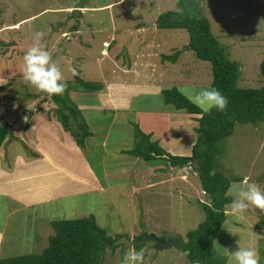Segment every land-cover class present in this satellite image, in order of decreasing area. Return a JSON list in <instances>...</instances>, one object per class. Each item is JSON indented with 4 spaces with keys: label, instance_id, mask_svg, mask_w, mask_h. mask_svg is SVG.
I'll use <instances>...</instances> for the list:
<instances>
[{
    "label": "rangeland",
    "instance_id": "1",
    "mask_svg": "<svg viewBox=\"0 0 264 264\" xmlns=\"http://www.w3.org/2000/svg\"><path fill=\"white\" fill-rule=\"evenodd\" d=\"M170 10L207 18L213 35L240 67L238 85L253 89L264 86L260 71L264 0H0V76L9 79L7 85L0 86V123L8 121L18 139L0 149V167H13L17 157L29 162L30 155L39 153L43 123L59 129L62 126L50 97L25 83L21 71L34 33L45 31L42 42L71 84L69 96L84 109L92 135L80 150L99 185L80 186L77 195L27 208L0 195V257L41 254L55 234L51 220L93 216L109 237L132 242L126 248L115 243L107 246L103 264H124L133 249L143 250V264H198L175 246L159 250L153 241L146 240L148 236L163 240L169 233L185 238L204 221L201 203H209V199L198 174L192 166L172 169L164 160L146 162L125 152L134 147L138 127L166 152L192 154L196 118L166 105L156 92L176 87L192 101L201 89L212 87V69L209 62L189 50L174 64L162 62V55L181 50L189 42L183 29H158L153 34L157 17ZM150 42L154 48L141 56ZM72 67L84 81L101 82L104 90L78 91ZM127 81L132 84L124 85ZM122 82L124 86L113 84ZM130 95L134 98L130 110L118 115L90 109L103 100L105 107L117 102L121 110L125 108L121 99ZM43 149L61 153L65 162L68 153L61 152L57 144L46 143ZM218 151L215 171L234 179L227 192L231 199L246 187L245 180L264 188V122L237 124L233 133L218 143ZM81 160L80 156L66 163L81 175ZM25 192L33 197L41 191ZM229 204L214 241L215 252L226 257V264H235L232 251L238 246H254L259 264H264V230L258 228L264 214L249 208L246 218L239 220L230 214ZM138 237L143 238L136 246L133 240Z\"/></svg>",
    "mask_w": 264,
    "mask_h": 264
},
{
    "label": "trees",
    "instance_id": "2",
    "mask_svg": "<svg viewBox=\"0 0 264 264\" xmlns=\"http://www.w3.org/2000/svg\"><path fill=\"white\" fill-rule=\"evenodd\" d=\"M184 3V2H183ZM181 2L180 5L183 6ZM156 27L161 30L183 29L189 35V42L181 50L170 55H162V62L176 63L183 51H192L203 61L209 62L212 69L210 85L219 89L229 99L228 107L220 112L213 108L205 113L176 87L163 89L162 100L166 105L196 118L197 140L192 147L191 156L172 155L151 140V136L143 134L136 127L134 147L125 151L129 155L142 158L144 161H166L171 168L192 166L198 174L201 185L209 199V203H201L205 219L185 236L182 247L188 260L198 264H226L227 259L218 255L214 249V241L222 228L227 214L225 205L232 200L227 192L233 178H227L215 171L219 155L218 143L233 133L237 124H257L264 122V86L260 88H241L239 65L231 61L229 54L213 35L211 25L203 16H192L186 11H166L156 19ZM261 75L264 79V59L261 61ZM78 91L95 93L104 90L101 82H86L74 76ZM71 84L62 94L50 97L55 104V117L65 132L83 149L86 140L91 137L89 126L83 117L82 110L70 98ZM76 91V90H75ZM16 139L13 129L7 121L0 123V149L5 143ZM55 234L49 238V245L38 255H22L0 257V264H103L107 246H111L117 238H111L101 228L93 216L74 220L52 221ZM258 228L264 230V217ZM143 237L133 240L138 246ZM164 240V239H163Z\"/></svg>",
    "mask_w": 264,
    "mask_h": 264
},
{
    "label": "crops",
    "instance_id": "3",
    "mask_svg": "<svg viewBox=\"0 0 264 264\" xmlns=\"http://www.w3.org/2000/svg\"><path fill=\"white\" fill-rule=\"evenodd\" d=\"M157 31L158 28L156 29V31H153V34H155ZM152 40L154 44L155 39ZM152 42L146 44L147 48L144 49V51L141 53V56L149 55L148 51L154 48ZM178 60L179 59H177V61ZM164 63L168 65L170 62L166 61ZM125 83L126 84L124 85H127V83L132 84V82L129 81ZM113 84L123 85V82L113 83ZM147 84L151 85V82ZM162 90L163 89H161L156 93L161 94ZM133 99L134 98L132 95L128 96L127 98L121 99L122 105L124 104L125 106V108L122 107L121 110L116 107L118 106L117 102H114L116 106H112L113 104L112 103L111 105L105 107L106 105L103 103L104 102L103 100L95 103V105H93V107H90V109L97 108L96 110L99 109V110L112 111L116 113V115H118V113L120 112L122 113L125 112V110L126 111L130 110L131 108L130 104ZM79 107H81V105ZM39 139H40L39 149L42 150L45 147L46 143L48 144L49 142H51V144L53 143L57 144L60 151L65 150L68 153L67 154L68 158H66L67 157L66 155L64 162L61 153L58 154H52V152L47 153V151H45L44 149L42 151L40 150L41 152L39 151V153L35 152V154L30 155L33 156V158L28 157L27 160L28 161L30 160L29 162H24V160L21 157H17L15 163H13V167H10V165H7L6 168L0 167L1 196H6L8 198H11L12 200L20 203L23 207L27 208L28 206L34 207L36 205L49 203L52 202L53 200L55 201L56 199L62 197L77 195L80 191V186H82V188L83 186L90 187L93 186L95 182H97L95 186L99 187L98 179L94 174V172L91 171L92 170V168L90 167L91 164L90 163L88 164V160H86V158L83 157V154L80 150L81 148L75 145L76 143L72 141L73 138L69 135L68 132L64 131L62 126L59 129L57 126L51 123H43L42 130L40 131L39 134ZM16 140L18 139L16 138ZM10 142L8 141L7 144H9ZM7 144L5 143V145ZM180 150L181 148L175 150V152H179ZM190 154L191 152L189 151L186 155L184 153H179L177 155L190 156ZM80 156L82 157L81 161L84 163V169L81 175L79 173H76L77 170H74L73 167L71 166L68 167V164L66 163L68 162V160H75ZM21 166L27 168V171H21L22 169L24 170V168H21ZM91 175H94L93 179ZM35 189L37 190V192L39 191L41 192L36 193L33 197L31 196L33 193L26 194L25 192V190L34 191ZM52 221L53 220H51V223ZM1 240H3V232L0 230V243Z\"/></svg>",
    "mask_w": 264,
    "mask_h": 264
},
{
    "label": "clouds",
    "instance_id": "4",
    "mask_svg": "<svg viewBox=\"0 0 264 264\" xmlns=\"http://www.w3.org/2000/svg\"><path fill=\"white\" fill-rule=\"evenodd\" d=\"M45 35V31L34 33L32 45L24 52L21 71L25 83L52 97L62 94L67 87V82L58 63L42 42ZM70 71L73 76L77 74L75 67H72ZM8 82L7 77L0 76V86H5ZM192 102L204 112L211 111L213 108L223 112L228 107L229 99L219 89L207 87L197 92L192 97ZM244 183L246 187L240 189L229 204L230 214L239 220L246 218L249 208L259 209L264 214V188L255 182L245 180ZM232 255L235 264H259V254L254 246H238L232 251ZM143 262V250L133 249L126 257L124 264H143Z\"/></svg>",
    "mask_w": 264,
    "mask_h": 264
},
{
    "label": "water",
    "instance_id": "5",
    "mask_svg": "<svg viewBox=\"0 0 264 264\" xmlns=\"http://www.w3.org/2000/svg\"><path fill=\"white\" fill-rule=\"evenodd\" d=\"M146 240L153 241L155 243V247L159 250L169 248L171 246H175L178 249V251L182 250V247L186 241L185 238H183L182 236L176 233L167 234L164 240L158 239L155 236H148L146 237ZM114 243L115 245L123 244L125 248L128 245L132 244L130 240H128L127 238H123V237L115 241Z\"/></svg>",
    "mask_w": 264,
    "mask_h": 264
},
{
    "label": "bare ground",
    "instance_id": "6",
    "mask_svg": "<svg viewBox=\"0 0 264 264\" xmlns=\"http://www.w3.org/2000/svg\"><path fill=\"white\" fill-rule=\"evenodd\" d=\"M106 53H107V51H106Z\"/></svg>",
    "mask_w": 264,
    "mask_h": 264
}]
</instances>
